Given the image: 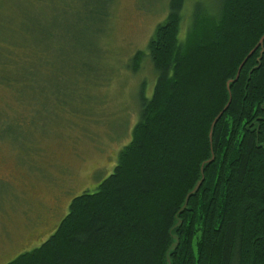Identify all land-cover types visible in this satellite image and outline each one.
I'll list each match as a JSON object with an SVG mask.
<instances>
[{
    "label": "trees",
    "instance_id": "1",
    "mask_svg": "<svg viewBox=\"0 0 264 264\" xmlns=\"http://www.w3.org/2000/svg\"><path fill=\"white\" fill-rule=\"evenodd\" d=\"M184 5L170 0L149 40L156 86L113 173L72 199L45 242L6 264H264V0H221L217 11L199 3L181 38ZM17 36L12 47L28 50ZM147 53L132 57L134 71ZM1 54L6 71L13 56ZM47 59L19 60L17 81L0 74L15 104L0 113V137L18 127L23 136L29 121L49 126L70 107L69 97L55 91L48 104L42 93L54 71ZM96 69L83 64L86 89Z\"/></svg>",
    "mask_w": 264,
    "mask_h": 264
},
{
    "label": "rangeland",
    "instance_id": "2",
    "mask_svg": "<svg viewBox=\"0 0 264 264\" xmlns=\"http://www.w3.org/2000/svg\"><path fill=\"white\" fill-rule=\"evenodd\" d=\"M220 2L185 0L180 37L186 36L197 4L217 11ZM169 10L170 0H0L1 70L2 60L10 61L1 51L13 56L0 74L17 81L19 60L28 56L39 64V53L46 51L54 71L52 77L45 73L51 84L46 79L42 93L48 104L55 91L69 97L71 107L49 126L29 121L23 136L18 127L14 136L0 137V264L39 247L72 199L95 191L113 173L138 122L142 96L154 93L158 73L147 46ZM11 34L28 50L12 47L16 35ZM139 50L147 54L134 71L132 57ZM83 64L99 67L88 89L81 79ZM13 100L14 89L0 81V113L15 108ZM32 137V147L16 145Z\"/></svg>",
    "mask_w": 264,
    "mask_h": 264
},
{
    "label": "flooded vegetation",
    "instance_id": "3",
    "mask_svg": "<svg viewBox=\"0 0 264 264\" xmlns=\"http://www.w3.org/2000/svg\"><path fill=\"white\" fill-rule=\"evenodd\" d=\"M54 208H51L50 211L52 210L53 211Z\"/></svg>",
    "mask_w": 264,
    "mask_h": 264
}]
</instances>
